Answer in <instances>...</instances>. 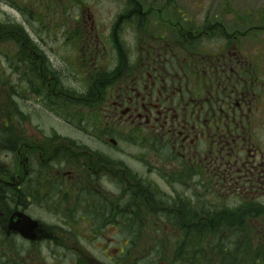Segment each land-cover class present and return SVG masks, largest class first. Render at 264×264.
<instances>
[{"label":"flooded vegetation","instance_id":"flooded-vegetation-1","mask_svg":"<svg viewBox=\"0 0 264 264\" xmlns=\"http://www.w3.org/2000/svg\"><path fill=\"white\" fill-rule=\"evenodd\" d=\"M97 1L0 0V264H264V26Z\"/></svg>","mask_w":264,"mask_h":264},{"label":"rangeland","instance_id":"rangeland-1","mask_svg":"<svg viewBox=\"0 0 264 264\" xmlns=\"http://www.w3.org/2000/svg\"><path fill=\"white\" fill-rule=\"evenodd\" d=\"M146 1V0H145ZM158 1V0H157ZM122 1H112V0H99L95 3H87L88 6H91V10L94 11L97 18L104 24L107 23L113 15H115L116 12H118V7L120 6V3ZM146 3V2H145ZM58 5V1H57ZM86 5V3H85ZM232 7V13L234 15H247L248 17L252 18V26H264V21L260 22L261 20L258 19V14L262 13L264 11V0H232V3L230 4ZM72 6H74V2H72ZM233 17L235 18V16ZM237 25V23H236ZM48 43H46L47 46L54 45V42H50L49 40H46ZM60 53L63 55L62 48H60ZM59 53V55H60ZM62 70V69H61ZM62 76H65L64 73L61 72ZM67 76V75H66ZM67 84V83H66ZM68 85H71L69 82ZM53 123V119L51 118L50 124ZM57 131L61 135H66L67 137H77L76 132H72L67 128H60L57 127ZM132 149L129 147V150ZM134 149V148H133ZM136 151V149H135ZM134 153V151H133ZM1 252L3 250H0V257L3 255Z\"/></svg>","mask_w":264,"mask_h":264},{"label":"bare ground","instance_id":"bare-ground-1","mask_svg":"<svg viewBox=\"0 0 264 264\" xmlns=\"http://www.w3.org/2000/svg\"><path fill=\"white\" fill-rule=\"evenodd\" d=\"M26 24V23H25ZM25 24H22L20 27H19V32L21 34H23L24 37H26V39H28V44L30 45H37V46H40L41 43L39 42L40 38L38 36L35 35V30L32 29V30H28V27L25 25ZM47 62H48V66L49 67H52V68H56V64H55V61L54 59H52L51 57L48 56L47 58Z\"/></svg>","mask_w":264,"mask_h":264},{"label":"water","instance_id":"water-1","mask_svg":"<svg viewBox=\"0 0 264 264\" xmlns=\"http://www.w3.org/2000/svg\"><path fill=\"white\" fill-rule=\"evenodd\" d=\"M28 219V218H27Z\"/></svg>","mask_w":264,"mask_h":264}]
</instances>
